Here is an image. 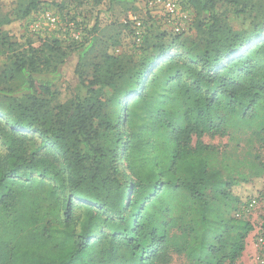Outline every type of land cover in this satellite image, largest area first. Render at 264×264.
<instances>
[{
  "label": "trees",
  "instance_id": "obj_1",
  "mask_svg": "<svg viewBox=\"0 0 264 264\" xmlns=\"http://www.w3.org/2000/svg\"><path fill=\"white\" fill-rule=\"evenodd\" d=\"M103 1L94 30L114 2L147 7L148 0ZM185 1L196 37L157 29L153 50L139 61L105 54L90 77L77 68L72 97L57 103L51 86L68 53L56 39L19 51L5 26L64 2L0 0V56L8 59L0 100L12 108L0 110V264H170L175 254L190 264H234L241 257L253 225L229 215L240 200L217 210L210 191L228 198L231 184L222 188L214 146L202 137L224 136L232 124L251 127L264 143V0ZM174 45V56L156 68ZM29 130L41 139L30 153ZM245 159L252 176L264 175L260 152L249 149ZM47 208L56 218L42 223ZM260 229L264 235V222Z\"/></svg>",
  "mask_w": 264,
  "mask_h": 264
},
{
  "label": "rangeland",
  "instance_id": "obj_2",
  "mask_svg": "<svg viewBox=\"0 0 264 264\" xmlns=\"http://www.w3.org/2000/svg\"><path fill=\"white\" fill-rule=\"evenodd\" d=\"M60 1L64 2L65 8L61 9V7L50 2L45 3L29 16L5 26L12 33L11 42L15 43L14 46L19 51L26 49L29 44L39 47L56 39L60 42L62 50L68 53L65 63L60 67V74L54 76L55 80L51 86L57 95V103H64L72 97L78 83L77 68H83L82 70L90 77L94 64L105 54L132 56L135 61H139L146 52L153 50L157 29L176 34L171 25L165 19L160 18L158 10L149 11L144 6V2L141 3V1L135 4L129 1L114 2L111 11L101 13V24L97 30H94L96 11L107 9L103 0L102 3L98 0ZM7 2L11 3V0H7ZM182 7L183 11L189 15L183 31V38H194L197 35L194 13L186 1ZM221 11L227 12L232 19L234 18L230 6H221ZM50 18H55V22H52ZM233 20L238 22L237 25H241L242 20ZM248 21L245 22L248 23ZM174 38L172 35H166L162 39L170 42ZM177 49V46L174 45L173 49L160 62H157L156 68L163 61L170 60ZM7 62V56L1 55L0 68ZM156 68L153 69L154 73H156ZM46 78H52V76H46ZM138 83H141V80ZM164 88L166 89L165 86ZM153 89L154 87H152ZM128 97L130 96L124 98L125 102ZM0 110L11 111L12 108H9L5 101L0 100ZM251 129L249 126L234 127L230 124L228 134L224 136L205 134L202 137L204 143L214 146L211 150L212 167L221 170L223 173L225 185L222 188L225 190L229 186L227 183L231 184L228 189L231 194L228 195V198L219 196V189L210 191L209 194L217 210L220 213H225L227 209L231 207L233 209V206L238 204L236 200L241 201L238 204L240 208L241 204L251 197L258 199V204L252 212L245 215V219L251 222L253 228L246 236L244 252L234 264H264L262 262L264 260V246H260L258 242L260 228L264 222V175L262 177L252 176V165L245 161L246 151L249 149L253 153L254 151L260 152L264 160V143L251 136ZM28 133L29 138L25 145L30 153L39 145L41 139L33 130H29ZM194 140L196 141V137ZM37 156L45 157V150L40 151ZM121 165L123 170L127 171V161L122 160ZM245 178L251 180L244 182ZM34 196L39 197L40 201L43 200L41 191ZM43 205L41 204V206ZM50 209H44L41 214L42 223L56 218L53 210ZM229 215L236 216V211L230 212ZM190 263L184 255L175 254L170 264Z\"/></svg>",
  "mask_w": 264,
  "mask_h": 264
},
{
  "label": "built area",
  "instance_id": "obj_3",
  "mask_svg": "<svg viewBox=\"0 0 264 264\" xmlns=\"http://www.w3.org/2000/svg\"><path fill=\"white\" fill-rule=\"evenodd\" d=\"M147 9L149 11L158 10L160 18L165 19L175 33H181L185 30L189 15L183 11L181 0H148ZM50 20L55 22V18H50ZM138 24H140L139 21ZM257 204V197H251L241 204L236 211V217L245 219L246 213H251ZM258 242L260 246H264V235H259Z\"/></svg>",
  "mask_w": 264,
  "mask_h": 264
}]
</instances>
